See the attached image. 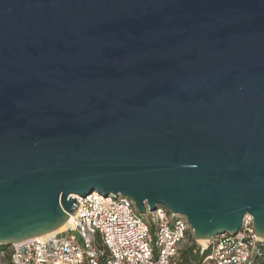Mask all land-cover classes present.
<instances>
[{
  "label": "water",
  "instance_id": "obj_1",
  "mask_svg": "<svg viewBox=\"0 0 264 264\" xmlns=\"http://www.w3.org/2000/svg\"><path fill=\"white\" fill-rule=\"evenodd\" d=\"M93 191L264 240V0H0V246Z\"/></svg>",
  "mask_w": 264,
  "mask_h": 264
},
{
  "label": "built area",
  "instance_id": "obj_2",
  "mask_svg": "<svg viewBox=\"0 0 264 264\" xmlns=\"http://www.w3.org/2000/svg\"><path fill=\"white\" fill-rule=\"evenodd\" d=\"M75 198L78 208L69 225L12 244L10 264H180L182 244L190 232L185 217L160 205L154 211L145 206L143 217L120 194L93 191ZM262 245L252 217L245 215L236 234L216 235L196 250H208L202 264H253Z\"/></svg>",
  "mask_w": 264,
  "mask_h": 264
},
{
  "label": "trees",
  "instance_id": "obj_3",
  "mask_svg": "<svg viewBox=\"0 0 264 264\" xmlns=\"http://www.w3.org/2000/svg\"><path fill=\"white\" fill-rule=\"evenodd\" d=\"M6 247L7 246H0V252L3 253V258L1 259V261L5 259V262H6L5 264H10L11 253L10 252L6 253ZM197 247L198 246L196 245V242L192 238L190 245L182 248L180 255H179V263L180 264H202L201 263L202 259L205 256H207L208 250L200 252L199 250H196ZM259 249H260L261 254L259 257H257L254 260L253 264H264V245L260 246Z\"/></svg>",
  "mask_w": 264,
  "mask_h": 264
},
{
  "label": "rangeland",
  "instance_id": "obj_4",
  "mask_svg": "<svg viewBox=\"0 0 264 264\" xmlns=\"http://www.w3.org/2000/svg\"><path fill=\"white\" fill-rule=\"evenodd\" d=\"M144 220H147V218H144ZM192 238H193V235H192V232L190 231L189 233H188V235H187V238H186V240L183 242V244H182V248H184V247H186V246H189L190 245V243H191V240H192ZM193 240L195 241V239L193 238ZM196 242V245L197 246H203L202 244H200L198 241H195ZM10 252V247H6V253H9ZM1 264H5L6 262H5V259H3L1 262H0Z\"/></svg>",
  "mask_w": 264,
  "mask_h": 264
},
{
  "label": "bare ground",
  "instance_id": "obj_5",
  "mask_svg": "<svg viewBox=\"0 0 264 264\" xmlns=\"http://www.w3.org/2000/svg\"><path fill=\"white\" fill-rule=\"evenodd\" d=\"M72 215H69V219L60 227L58 228L56 231H61V230H64L68 225H69V222H70V219H71ZM55 232V231H54ZM200 244H202L203 246L207 243L206 241L204 240H199L198 241Z\"/></svg>",
  "mask_w": 264,
  "mask_h": 264
}]
</instances>
